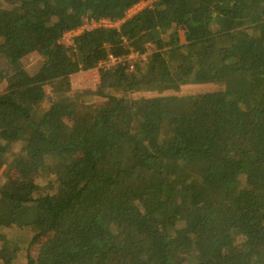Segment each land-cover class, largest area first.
<instances>
[{"label": "trees", "instance_id": "obj_1", "mask_svg": "<svg viewBox=\"0 0 264 264\" xmlns=\"http://www.w3.org/2000/svg\"><path fill=\"white\" fill-rule=\"evenodd\" d=\"M15 75L0 264H264V0H0V84Z\"/></svg>", "mask_w": 264, "mask_h": 264}, {"label": "rangeland", "instance_id": "obj_2", "mask_svg": "<svg viewBox=\"0 0 264 264\" xmlns=\"http://www.w3.org/2000/svg\"><path fill=\"white\" fill-rule=\"evenodd\" d=\"M147 6V3H141L137 6L134 7V9L132 8L130 11H129V14L130 13H134V12H138V11H141L142 9H144L145 7ZM101 26L100 23L98 22H95L93 21L92 23L90 24H85L82 28H79L78 30L76 31H71L69 33H67L63 39V42L67 43V44H71V39L72 37H74L75 35L81 33L83 31V29L87 28V29H92V28H95V27H99ZM137 54H132L131 57H128L127 59H129L131 61L132 64H135L136 62V59H138V57H136ZM39 59H31V61L26 65V67L24 68V70H22V72H20L18 74V76H22V75H26L27 74H34L35 70H36V66H37V63H38ZM117 65L114 64L112 66L111 64V67H115ZM96 71V67L94 69H92V74L88 75V81L87 83L92 85V86H97V85H100L101 83V80H102V76L100 74V76H98L99 78H94V73ZM17 75L15 76H12V77H9L8 79L4 80L3 83L0 84V92H4L10 85H11V82L13 80H17L19 78H22V77H18ZM79 88V86L77 87ZM194 90L193 87H189V85H182L180 87H177V88H152V89H147V90H144L140 95H144V96H150V97H155V96H172V95H175V96H180V95H188V94H193L192 91ZM139 92L141 91H138V92H134L132 93L133 95H138ZM110 93H108L109 95ZM80 98L83 96V94H78L76 93V90L73 92V93H70V94H67L65 96H52L50 97L49 99H47L45 101V103L43 104V108L45 107H48L49 105H51L53 102H69V101H73L74 98L76 97H79ZM100 98V96L98 97ZM45 192L44 191H41L39 194H44Z\"/></svg>", "mask_w": 264, "mask_h": 264}, {"label": "built area", "instance_id": "obj_3", "mask_svg": "<svg viewBox=\"0 0 264 264\" xmlns=\"http://www.w3.org/2000/svg\"><path fill=\"white\" fill-rule=\"evenodd\" d=\"M134 9V8H133ZM108 21H103V23H107ZM137 56H138V54H137ZM136 56V57H137ZM120 60H119V58L118 57H115V56H113V55H111L109 58H108V60H106V61H102V62H100V64L96 67V71H95V73L93 74L94 75V78L96 77V78H99L98 76H100V74H102L103 73V70L104 69H109V68H111V64H112V66L114 65V64H116V63H118Z\"/></svg>", "mask_w": 264, "mask_h": 264}]
</instances>
